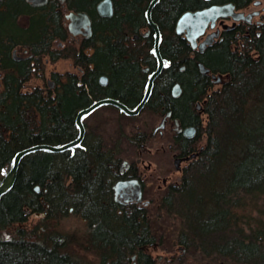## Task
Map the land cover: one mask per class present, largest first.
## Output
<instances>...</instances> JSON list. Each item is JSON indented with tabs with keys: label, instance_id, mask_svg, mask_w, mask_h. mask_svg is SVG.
<instances>
[{
	"label": "trees",
	"instance_id": "trees-1",
	"mask_svg": "<svg viewBox=\"0 0 264 264\" xmlns=\"http://www.w3.org/2000/svg\"><path fill=\"white\" fill-rule=\"evenodd\" d=\"M94 1L67 0V5L94 14ZM111 1V16H93L97 46L87 41L70 48L67 42L65 48L52 50L50 38L66 37L59 11L46 15L35 11L23 33L35 55L33 65L28 60L5 62L8 46L20 32L12 23L15 5L6 4L0 13V66L6 65L0 77V182L19 150L73 140L79 132L77 112L106 97L101 95L117 97L128 107L141 100L146 79L142 67L151 68L156 61L154 31L149 36L132 35L140 27H150L145 17L150 1ZM233 1L237 7L250 2ZM210 4L158 0L151 11L160 32V55L169 64L156 76L141 111L159 113L169 107L182 123H197L192 104L205 98V123H199L196 137L188 142L192 149L188 155L195 156L183 166L179 181L154 196L147 209L120 207L118 212L109 191L115 177L112 157L122 153L102 135L90 132L62 151L26 153L13 184L0 195V264H84L64 248V240L53 235L46 244L34 230L19 226L33 213L51 222L70 207L92 224L89 242L101 264L104 256L125 258L135 251L141 255L138 246L148 242L146 237H157L170 247L185 246L198 264H264V230L247 226L241 212L247 197L264 195V27L258 36L251 35L250 46L242 42L241 49L233 48L234 30H225L221 40L192 54L190 44L175 32L176 19L184 10ZM90 45L91 52L86 49ZM42 56L71 58L76 71L53 72L55 87L51 80L29 83L37 71H44ZM196 59L224 76L217 88L197 71ZM103 73L106 86L97 82ZM176 82L181 93L173 97L170 89ZM119 130L118 136L132 144L152 136L133 129L124 132L120 125ZM14 224V231L7 233Z\"/></svg>",
	"mask_w": 264,
	"mask_h": 264
},
{
	"label": "flooded vegetation",
	"instance_id": "flooded-vegetation-1",
	"mask_svg": "<svg viewBox=\"0 0 264 264\" xmlns=\"http://www.w3.org/2000/svg\"><path fill=\"white\" fill-rule=\"evenodd\" d=\"M99 1H101V0H95L93 2V10H95V12L93 11L94 14H92V13L89 14L88 11L69 7L67 5V0H0V13H2L5 10L6 4L15 5V9H14L13 16H12V23L14 24L15 28H17V30H19V32H20L17 35V38H15V39H13L14 37L12 38L13 42H12V44H9V46H8V59L5 61V62H8L7 65H12L11 62L18 63V62H26L27 60H28V64H30V65L34 64L35 55L33 54L32 49H30V47L27 46V43L25 41L26 36L24 37L23 33L27 30L28 25L30 23V18L32 16V14H34L35 11H36V14H41V15H44V14L46 15V13H49L52 10L53 11H59L60 20L62 21V25L66 30V37L64 39H61L60 36L54 35L52 38H50L49 43H50V48L52 50H54V49L58 50V49L65 48V45L67 44V42H68V44H74L78 47V46H81L82 44L87 45L88 44L87 41H91V42H93V45L97 46L98 43H97L95 37L97 38L98 31L95 30V28H94V20H93L94 17L93 16H95V13H96L98 15V17H109V16H101L98 14L96 6H97ZM149 1H151V0H149ZM208 1L211 2V4H213V2H215V3L231 2V3H233V8L235 11L242 12L245 16L250 15V18L248 20L245 18L234 19L231 16H226V17L218 18L213 24L209 22L207 24V26L202 30L196 26L195 31L198 32V34L196 36L197 45H196V47H192L190 45L192 50H193L192 54H194L195 51L202 53L208 47L213 45L216 41L221 40L222 34L225 30H234V36H235L234 41L235 42L233 43L232 46H233V48H236L238 46L239 49H241L243 43L245 44V43H247V41H250V37L252 34L255 36H258L261 32V29L264 27V0H250V2L248 4H246L244 7H237L233 0H223V1L208 0ZM262 1H263V3H261ZM112 5L114 6L113 2H112ZM250 5L260 6V10H258V11L253 10V12H251L249 14L247 10L250 7ZM190 11H193V10H190ZM70 12H72L74 14H76L78 12H85L88 15V17L90 19V33L89 34H87L83 30V28H81V31H78L76 33H71L69 31L68 25H69L71 20L67 17V15ZM184 12H186V11L185 10L182 11L179 14L178 18ZM145 17H146V11H145ZM146 19H147V17H146ZM175 24H176V22H175ZM188 28H190V25H188ZM152 29L153 28L151 26L149 27L148 25H145L143 27H140V29H138V34L135 33L132 35V37L136 38L139 34H141L142 36H149V33L151 31L152 32L154 31ZM186 32H187V29H184L182 32L176 33V34H179L186 39V37H185ZM12 35H16V33H13ZM18 36H21V37H18ZM154 36H155V33H154ZM244 37H246V38L244 39ZM5 40L8 42L6 37H5ZM54 44H56V46ZM247 44H248V46L251 45L250 42H248ZM86 49H88L91 52V51H93L94 46L90 45V46L86 47ZM153 53H154V51H153ZM154 56H155V53H154ZM56 60H51L48 56H42L43 65L48 61L49 62H55ZM155 60L156 61L154 63V66H151V68L147 65H144L142 67V70L146 73V79H145V82L143 84L144 92L146 89L147 80H148L149 75L157 67L158 61H157L156 56H155ZM198 62H201V61L196 59L195 60V66L197 68V71L199 73H201L199 71L198 66H197ZM168 64L169 63L167 60L166 64L163 66V68L168 66ZM5 67H6V65H5ZM5 67L0 66V77H1V74L5 71V69H4ZM145 68H147V69L145 70ZM183 68H184V65H181V66H179L178 69L182 70ZM37 73H40V75H41V73H43V71H37ZM52 73L53 72H50V76L52 79V80L51 79L50 80L52 81L51 84L53 85V87H55L54 78L52 77ZM201 74L207 76L209 78V80L211 81L212 85L220 84L222 79L224 78V76L222 74L211 72V70L209 68H208L207 72L201 73ZM213 75H215V76H213ZM217 75L220 77L219 81H216ZM37 76H38V74H37ZM100 76H105L104 83H100V80H99ZM33 77L34 76H32V78ZM97 82L102 86H106V84L108 82V77H107L106 73L99 74ZM152 86H153V84H152ZM180 88H181V86H180ZM151 89H152V87H151ZM151 89H150V93H151ZM144 92H143V95H144ZM180 93H181V91H180ZM143 95H142V97H143ZM170 95L172 96L171 89H170ZM104 96H106V97H104ZM101 97L112 98V99H115L117 101H121V100H118L117 97L107 95V94H103V95H101ZM142 97L140 96L141 99H142ZM104 98H101V99H104ZM96 101H98V100H96ZM96 101H94V102H96ZM204 102H205V98L196 99L193 101L192 110L197 115V123L196 122L195 123H191V122L182 123L181 119L177 115L172 114L171 108L168 107V108H163V110L161 108V111L159 112L160 113L159 114V120L150 129L152 131L151 132V135H152L151 138L152 139H154L156 137H158V138H165L166 137L167 138V147L166 148H167V150L171 151L172 162L174 164H175L174 160L178 159L179 162L175 166V167H178V169H177L178 171H180L182 169V167H183L182 163L183 164L186 163L191 158V157L188 158L190 156V155H188V152L192 151V149H190L188 147V142H189V140H192L196 137L197 127L200 126L199 123L204 122L206 119L205 113H204ZM91 104H89L88 106H90ZM106 104L112 105L115 108H117L119 111L123 112L117 106H115L113 104L105 103V104H101V105L97 106L96 108L91 110L89 113L83 115L81 118V122H82L83 127H84L83 138H85L86 134H89L91 131H99L98 134L101 135L100 133H101V130L103 129L101 122H98V121L94 122L93 121V125H94L93 129L91 131H89L88 127H90V125L86 124V122H84L85 121L84 119H86L88 117V115L90 117L92 114H96L94 111L97 110L98 108L102 107V105H106ZM134 107L135 106L129 107V108H134ZM117 109H116V111H117ZM140 111H139V113H140ZM169 111H170V115H167V112H169ZM126 115H129V114H126ZM94 118H96V117H94ZM97 118H99V117H97ZM90 119L92 121V118H90ZM175 119H177L179 122L177 127L180 129L178 131L175 130V127H176V125L174 123ZM161 122H163L164 127L157 129V126H159V124ZM75 123H76V117H75ZM76 126H77V124H76ZM187 127H192V131L191 130L188 131L187 135H186L183 132V130ZM77 128H78V126H77ZM115 130L118 131L119 127L117 126V128H115ZM78 131H79V128H78ZM166 131H168V132H166ZM78 134H79V132H78ZM77 136L75 138H77ZM147 140L142 141V142L139 141L138 143H134V145H135L134 147L137 149V153H138V156L134 160L123 159V158H120L119 156H116V155H114L112 157L114 159L113 163H112V171H113V174L115 177L111 183V189H110L109 193L111 196V201L114 203V205L116 207L114 205L113 206L115 208H117L118 212H120V209H119L120 207L124 208V209L130 208V207H135L138 209H147L151 204L150 198H147L144 194V192L146 190V183L144 182V179H143L144 178V176H143L144 168L140 167V165L143 164L142 154L144 152L148 153L150 151H153L152 148H150L149 145L147 144V142H148ZM192 153H195V152H192ZM123 160H126V163H124ZM148 168H149V164L146 165L145 169H148ZM118 180H124L127 183L124 186V189L120 190L119 194H117L116 198H114L113 185ZM166 184H167V178L163 177L161 179V184L158 187L155 186V189H161V187L165 186ZM136 185H138L139 186L138 188H140V195L139 196H137V194L135 192V190H136L135 186ZM151 189L152 188H150V190ZM69 210L71 211V210H73V208L70 207ZM83 220L85 221L86 224H89V221L86 218H83ZM89 226H92V224H89ZM146 239H148L147 243H144V244H141L138 246V249L141 250V255H139L138 252L135 251L134 253L130 254L129 257H125V258H120V257L109 258L107 256H104L102 263L103 264H198L197 258L193 257L192 253L188 252L186 250L185 246H183L181 244L176 245V248H177L176 250L158 253L154 256L152 254L151 250L158 248L160 240L156 239V238L154 240H149L150 237H146ZM216 264H220V263L218 262Z\"/></svg>",
	"mask_w": 264,
	"mask_h": 264
},
{
	"label": "rangeland",
	"instance_id": "rangeland-1",
	"mask_svg": "<svg viewBox=\"0 0 264 264\" xmlns=\"http://www.w3.org/2000/svg\"><path fill=\"white\" fill-rule=\"evenodd\" d=\"M261 3H263V1ZM253 10H260V6L250 5L247 11L250 14ZM54 45L56 46V44ZM68 46L70 48L75 47L74 44H68ZM64 71H76V67L73 65L71 58L63 57L58 58L55 62H46L44 64L43 73H41V75L40 73H37L38 76L35 74L34 77L29 80V83L33 84L41 83L43 81L45 82L46 80L50 81V72L62 73ZM218 86V84L213 85V88L215 89ZM94 112L96 114H92L90 117L88 115V117L84 119V122L90 125L88 130L91 131L93 129V121L101 122L103 129L100 134L105 139L110 141V144H114L113 146L120 150V153H122L119 154L120 158L129 160L136 159L138 156L137 149L134 147V144L126 141V138L118 136V134H120V130L116 131L115 128L120 125L123 127L124 132H128L129 129H133L150 135L152 132L150 129L159 120L160 114L151 111H141L137 115H127L125 117L120 116L116 111L105 106L98 108ZM90 118H92V121ZM203 123H205V121ZM91 133L99 135V131H91ZM203 139L201 138L199 142H202ZM147 141V144L153 151L148 153L144 152L142 154L143 164H141L140 167L144 168L143 179L146 183V190L144 194L147 198L153 200L154 196L162 193L164 188L169 184L179 181L182 169L178 171L175 168V164L172 162L171 151L166 148V137H156L154 139L150 137ZM186 163H182V165L184 166ZM148 164L149 168L145 169ZM163 177L167 178V184L162 186L161 189H155V186L158 187L161 184V179ZM149 187L152 189L150 190ZM245 202L246 204L244 206V210L241 208V212L244 213L242 217L243 221L246 225L249 224L252 227L260 226V228H263L264 230V195L252 198L247 197ZM66 205L68 207V204ZM16 225L17 224L9 226V231L7 233H12ZM19 226H24L28 230H34V232L38 235L37 237L39 240L45 242L46 244L51 243L53 235L57 236L61 241L64 240V248L74 253L75 257L80 259L84 264H101L99 254L95 252L89 242V232L91 231V226L86 224L83 218H81V216L73 210L70 211L68 209V211L63 213V215H57L51 222L43 220V216H41V214L38 215L33 213L27 218L26 222L19 224ZM156 239L159 238L156 237ZM164 243V241L160 240L158 248L151 250L154 256L158 253L169 252L177 249L176 245L170 247Z\"/></svg>",
	"mask_w": 264,
	"mask_h": 264
},
{
	"label": "water",
	"instance_id": "water-1",
	"mask_svg": "<svg viewBox=\"0 0 264 264\" xmlns=\"http://www.w3.org/2000/svg\"><path fill=\"white\" fill-rule=\"evenodd\" d=\"M157 2V0H151L147 10H146V16L148 18V21L150 23V25L154 28L155 30V39H154V53L155 56L157 58L158 64L157 67L155 68V70L149 75L148 80H147V85H146V90L145 93L140 101V103L136 106V108L132 111H129L124 105L120 104L117 100H112V99H102L96 102H93L90 106L81 109L80 111H78L77 115H76V122L80 128V132L77 138L66 142L60 146H53V145H47V144H38L32 147H28L25 149H22L20 151H18L14 157H13V162L11 167L9 168V170L5 173V175L2 177L1 182H0V195L5 192L9 187H11V185L14 182L15 176H16V171H17V166L19 163V160L21 158V156L31 150L34 149H49L52 151H61L64 150L67 147H70L72 145L77 144L84 133V127L83 124L81 122V117L82 115H84L85 113H88L93 107H95L97 104L101 103V102H112L116 105H119V107H121L122 109H124L127 112H131V113H137L139 111V109L142 107V105L145 103V101L147 100L149 93H150V89L152 86V82L155 79V77L160 73L161 69L163 68V66L166 64V60L163 59L160 55L159 52V48H158V40H159V31L157 29L156 24L151 20L150 17V12L152 7L154 6V4ZM97 12L99 15L101 16H111L112 15V3L110 0H102L100 1L97 6ZM226 16H231L234 19H241V18H245L248 19V15L244 16V14L242 12H237L234 10L233 8V3L228 2V3H224V4H212L209 5L205 8L199 9V10H195V11H187L184 12L178 19L175 25V32L176 33H180L182 32L184 29H187V32L185 34L186 40L189 42V44L192 47H196L197 42H196V36L198 34L197 31H195V27L197 26L199 29H204L207 24L210 23H214L218 18H222V17H226ZM67 17L71 20L69 25H68V29L71 33H76L78 31H81V28H83V30L89 34L90 33V21L89 18L87 17L86 13L84 12H78L76 14L73 13H69L67 15ZM188 25H190V28H188ZM199 71L201 73H205L208 71V68H206L202 62H198L197 64ZM147 68H145L146 70ZM215 76V75H213ZM100 82L104 83L105 81V76H100ZM220 77L217 75V79L216 81H219ZM181 91V88L179 86L178 83H176L173 88L171 89V94L173 97H177L179 95ZM167 115H170V111L167 112ZM174 123L176 125L175 130H179L180 128H178V120L175 119ZM164 127L163 122H161L159 124V126H157L158 128H162ZM186 131H190V129L187 127L183 130V132L186 134ZM124 163H126V160H123ZM178 162V159L175 160V163ZM126 181L124 180H118L114 185V198H116V195L118 194L119 190H123L124 186L126 185ZM136 194L137 196L140 195V188H138L139 186L136 185ZM35 189L37 190V186H35ZM39 215V213H37Z\"/></svg>",
	"mask_w": 264,
	"mask_h": 264
},
{
	"label": "bare ground",
	"instance_id": "bare-ground-1",
	"mask_svg": "<svg viewBox=\"0 0 264 264\" xmlns=\"http://www.w3.org/2000/svg\"><path fill=\"white\" fill-rule=\"evenodd\" d=\"M102 1V0H101ZM111 1V0H110ZM158 1V0H157ZM100 2V1H99ZM98 2V3H99ZM112 3V2H111ZM213 4H218V3H213ZM222 4H224V3H222ZM149 5V4H148ZM210 5H212V4H210ZM209 6V5H208ZM207 7V6H206ZM153 8V7H152ZM203 8H205V7H203ZM97 9V8H96ZM200 9H202V8H200ZM147 10V9H146ZM197 10H199V9H197ZM151 11H152V9H151ZM188 11H190V10H188ZM193 11H195V10H193ZM187 12V11H186ZM70 13H72V12H70ZM85 13V12H84ZM112 13H113V5H112ZM69 14V13H68ZM74 14V13H73ZM87 15V14H86ZM245 16V15H244ZM247 16V15H246ZM249 17H248V19L250 18V15H248ZM87 17H88V15H87ZM147 17V16H146ZM150 17H151V12H150ZM89 18V17H88ZM247 19V20H248ZM151 20H152V18H151ZM89 21H90V19H89ZM147 21H148V18H147ZM153 21V20H152ZM177 22V21H176ZM148 23H149V21H148ZM156 24V23H155ZM149 25H150V23H149ZM176 25V24H175ZM151 26V25H150ZM157 26V25H156ZM152 27V26H151ZM153 28V27H152ZM157 29H158V27H157ZM153 30H154V28H153ZM158 31H159V29H158ZM154 33H155V30H154ZM155 35H156V33H155ZM154 39H155V36H154ZM159 39H160V32H159ZM158 44H159V40H158ZM164 59V58H163ZM166 60V59H165ZM167 61V60H166ZM162 70V69H161ZM156 78V77H155ZM154 81V80H153ZM101 83V82H100ZM176 83H178V82H176ZM176 83H174L173 84V86L176 84ZM152 84H153V82H152ZM179 84V83H178ZM173 86H172V88H173ZM180 86V85H179ZM152 87V86H151ZM171 88V89H172ZM146 90V89H145ZM145 93V92H144ZM104 99H112V98H104ZM100 100H102V99H100ZM112 100H115V99H112ZM99 101V100H98ZM141 101V100H140ZM140 101H139V103H140ZM120 104H122V105H124L129 111H132V110H134L135 108H136V106L139 104H137L134 108H129L128 106H126L125 104H123V103H121L120 101H118ZM146 102V101H145ZM105 103H109V104H113V105H115V106H117L120 110H122L124 113H126V114H129V115H136V114H138L139 113V111L142 109V107L144 106V104L142 105V107L139 109V111L137 112V113H129V112H127V111H125L124 109H122L121 107H119V105H116V104H114V103H112V102H101V103H99V104H97L95 107H93L91 110H93L94 108H96L97 106H99V105H101V104H105ZM90 110V111H91ZM80 111V110H79ZM89 111V112H90ZM88 112V113H89ZM85 114H87V113H85ZM84 114V115H85ZM83 116V115H82ZM82 118V117H81ZM76 124H77V122H76ZM77 126H78V124H77ZM78 128H79V126H78ZM191 131H192V127H188ZM79 132H80V128H79ZM186 132H188V131H186ZM79 135V134H78ZM83 135H84V133H83ZM186 135H187V133H186ZM78 137V136H77ZM82 138H83V136H82ZM81 138V139H82ZM81 141V140H80ZM79 141V142H80ZM78 142V143H79ZM77 143V144H78ZM42 144H44V143H42ZM35 145H38V144H35ZM35 145H32V146H35ZM47 145H51V144H47ZM62 145V144H61ZM76 145V144H75ZM32 146H29V147H32ZM53 146H60V145H53ZM72 146H74V145H72ZM72 146H70V147H72ZM26 148H28V147H26ZM67 148H69V147H67ZM23 149H25V148H23ZM66 149V148H65ZM22 150V149H21ZM34 150H40V149H34ZM34 150H31V151H34ZM44 150H49V149H44ZM20 151V150H19ZM31 151H28V152H26V153H29V152H31ZM50 151H52V150H50ZM62 151V150H61ZM54 152H57V151H54ZM26 153H24L23 155H25ZM22 155V156H23ZM195 155V153H192L188 158H190V157H192V156H194ZM21 156V157H22ZM21 159V158H20ZM13 162V161H12ZM19 162H20V160H19ZM174 162H175V160H174ZM179 162V161H178ZM177 162V163H178ZM177 163H175V166H176V164ZM19 164V163H18ZM17 168H18V166H17ZM176 169H178V167H175ZM17 172V171H16ZM5 175V174H4ZM35 189V188H34ZM35 191H38V186H37V190L35 189ZM120 191V190H119ZM119 191H118V194H119ZM37 214V213H36Z\"/></svg>",
	"mask_w": 264,
	"mask_h": 264
}]
</instances>
